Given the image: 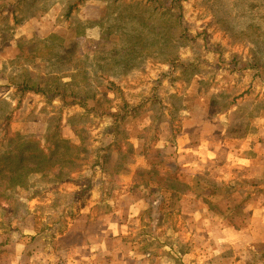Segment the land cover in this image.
Segmentation results:
<instances>
[{
    "label": "rangeland",
    "instance_id": "obj_1",
    "mask_svg": "<svg viewBox=\"0 0 264 264\" xmlns=\"http://www.w3.org/2000/svg\"><path fill=\"white\" fill-rule=\"evenodd\" d=\"M173 2L0 0V146L60 124L62 138L86 136L93 148L61 181L36 177L18 202H2L0 257L14 237L56 257L59 237L118 210L121 235L107 244L127 264H264V244L251 239L264 215V0ZM26 83L44 94L23 92ZM126 104L127 156L114 151L106 170L93 168ZM245 159L255 166H238ZM154 165L194 192L172 200L148 184ZM199 179L223 188L203 191ZM193 197L205 227L220 222L235 252L216 257L207 239L194 240L197 220L183 215Z\"/></svg>",
    "mask_w": 264,
    "mask_h": 264
},
{
    "label": "trees",
    "instance_id": "obj_2",
    "mask_svg": "<svg viewBox=\"0 0 264 264\" xmlns=\"http://www.w3.org/2000/svg\"><path fill=\"white\" fill-rule=\"evenodd\" d=\"M176 1L174 0L175 3ZM22 88L23 92H44L39 86H31L28 83L23 84ZM109 90L114 92L112 89ZM56 92L55 90L50 91V93ZM74 97H77V95H74ZM85 99L87 98L81 100L84 102ZM84 107L87 110L89 105L85 103ZM129 109L130 107L126 104L123 111L118 114H112L113 123L107 130V137L110 142L107 146L97 149L94 153L97 156L96 161L92 164L93 168L101 167L106 170V161L108 160L109 162L114 151H117L121 156H127L128 153L125 150L123 151L124 147L122 145L127 143L128 136L127 132L125 133L124 131L123 133L121 124L129 115ZM102 115L104 116L105 113ZM60 129V124H56L53 126V132L48 133L42 138L43 140L35 136H27L22 139L12 136L9 138L7 147L0 146V205L2 202L8 204L12 199L18 202L22 191L29 192L31 190L32 181L36 177L46 178L52 175L56 181H61L64 178L65 171L72 173L76 168L80 167V163L89 161L91 155L89 150L93 149L91 144L88 146L91 140L86 136H79L81 143L65 140L60 134ZM141 173L142 171H139V174ZM143 173L144 176H149L148 184L158 185L164 193L168 192L171 195L172 200L180 198L182 194L194 192L192 191V186L180 181L178 175L172 170L162 172L158 166L154 165L151 170ZM163 174L164 176H162ZM158 178H161L163 182H155V179ZM164 179L167 181L164 182ZM240 184H243V182ZM250 185L248 187L258 189V185ZM199 186L203 187V191H206V189L210 190V187H213L214 191L223 188L220 184L211 186L202 180L199 181ZM256 191L262 192L263 190ZM166 206L170 208L169 203L165 204ZM218 213L222 214V209Z\"/></svg>",
    "mask_w": 264,
    "mask_h": 264
},
{
    "label": "crops",
    "instance_id": "obj_3",
    "mask_svg": "<svg viewBox=\"0 0 264 264\" xmlns=\"http://www.w3.org/2000/svg\"><path fill=\"white\" fill-rule=\"evenodd\" d=\"M218 134L219 133H216L214 134V136H218ZM247 139L251 138L248 137ZM238 153H240V150H237L235 152V155H239ZM250 156H253L252 158H254L255 155L251 154ZM239 163H237L238 166L242 167L243 169H245L246 167L255 166L254 160L250 161L245 159ZM261 177L264 178L263 175H261ZM195 198L196 197L186 198L185 203L183 200V215L185 216L187 214L186 212H188L187 215L189 217L193 219L196 218L195 220H197L196 222L198 224V227L194 232L196 236L194 237V240L205 241L207 239V243H204V247H206L207 249L211 248L212 252L218 251L215 254L216 257L224 255V253H227L228 251L235 252L237 249V245L234 242L233 244L230 242L233 240L229 238V234L227 233L226 228L222 226L220 222L216 226H211L212 228L207 225V227H205L204 223L207 224L204 220L205 216L202 212L201 214H198L200 210L198 204L199 202L196 200L198 198ZM140 200L141 199L139 198H134V201L138 202ZM114 214L106 215L108 217H105L106 220L103 218L99 226H91L87 228L85 232H80V235H67L59 237L55 241V251L58 255L56 257L55 255L50 254V252L48 251L49 248H44L41 251H37V253H35V251L33 250V248L35 249V247L32 246L31 242L21 240L22 237H14L13 239L2 244L3 247H1L2 255L0 257V264L1 262H5V264H56L57 262L52 259V256L55 258H59L58 263L60 264H110L111 261H113V264H127L126 259L114 258L115 253H112V248L107 244L108 240H112L115 238V236L121 235V226L115 225L114 222L117 218L116 223H121L122 213L121 211L117 210ZM212 218L214 217L210 216V219ZM201 219H203L204 223ZM260 225V233H258V235L255 234V236L251 238L255 242V244H264V215L262 217ZM213 232L215 237H213ZM216 239L217 242L214 241ZM32 240H34L35 243H39V245H41V243L43 242L40 236L36 238L34 237L32 238ZM214 243H216V245ZM213 244L215 246H213ZM107 257L110 259L107 260ZM231 264L241 263L231 262ZM260 264H262V262Z\"/></svg>",
    "mask_w": 264,
    "mask_h": 264
}]
</instances>
